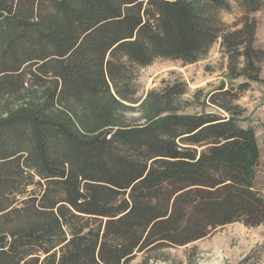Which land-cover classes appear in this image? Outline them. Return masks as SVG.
I'll list each match as a JSON object with an SVG mask.
<instances>
[{"label": "trees", "instance_id": "1", "mask_svg": "<svg viewBox=\"0 0 264 264\" xmlns=\"http://www.w3.org/2000/svg\"><path fill=\"white\" fill-rule=\"evenodd\" d=\"M262 1L0 0V264H123L220 225L264 224L253 127L179 114L183 83L167 100L147 95L144 123L109 121L136 103L137 68L197 62L220 35L259 81L256 21L231 32L221 16ZM45 80L58 86L42 101Z\"/></svg>", "mask_w": 264, "mask_h": 264}, {"label": "rangeland", "instance_id": "2", "mask_svg": "<svg viewBox=\"0 0 264 264\" xmlns=\"http://www.w3.org/2000/svg\"><path fill=\"white\" fill-rule=\"evenodd\" d=\"M247 16L257 25L254 45L264 52V0L260 8L253 12H247L233 2V11L223 12L221 19L226 29L236 32L243 27ZM222 36L197 62L186 64L178 59L160 57L150 65L137 68L134 80L136 103L121 107L119 112L109 110V121L144 123V116L151 112V105L144 104L147 95L153 93L150 103L167 100L170 88L183 83L187 91L176 103L179 114L234 118L239 126L254 128L260 152L255 187L264 195V60L261 62L259 81L249 79L244 73L240 75L244 67L246 71L250 68V64L246 63L240 51L230 53L222 44ZM237 37V34L232 36L233 40ZM44 84L47 85L36 88L42 101L46 98V90L58 86L49 80H45ZM66 108L67 104L58 111H65ZM69 108L76 109L82 120H86L78 104L70 103ZM86 114L92 117L90 111ZM73 120L77 119L74 117ZM77 125L84 135L92 133L86 130L83 123ZM209 146L202 143L193 147L199 156ZM99 220L95 222L96 226ZM123 264H264V224L251 226L237 221L220 225L212 228L206 236L187 244L167 243L145 248Z\"/></svg>", "mask_w": 264, "mask_h": 264}]
</instances>
